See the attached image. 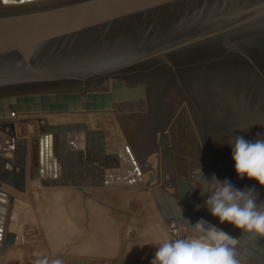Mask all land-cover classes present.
I'll use <instances>...</instances> for the list:
<instances>
[{
	"label": "water",
	"instance_id": "water-1",
	"mask_svg": "<svg viewBox=\"0 0 264 264\" xmlns=\"http://www.w3.org/2000/svg\"><path fill=\"white\" fill-rule=\"evenodd\" d=\"M51 1L56 3L40 6ZM59 2L8 0L5 3L0 0L4 7L22 8L0 11V116L10 117L12 110L26 113L111 109L113 101L121 99L122 94L127 99L134 98L131 89L126 87L127 77L153 72L162 65L176 68L184 64L186 57L193 59L198 54L229 49L231 43L264 35V0ZM36 3L37 7H34L32 4ZM95 82L105 86L110 82L109 89L88 92L86 101L83 99L85 94L78 91H61L65 87L68 90L74 87L86 89ZM9 122L1 119L0 131L4 130V125L9 126L6 124ZM29 122H38L40 134L37 139L45 150V156L40 157V174L53 175L54 148V161L60 168L61 178L86 194L89 189L144 187L142 170L129 146L109 154L104 130L92 129L85 122L49 123L45 117L9 123V146L17 142L22 147H18L19 153L10 157L0 152V181L19 191L26 190L25 164L29 143L26 138L18 137L17 125ZM81 139L85 140L87 149L94 146V154L100 161H114V166H123V169L100 171L101 181H96L97 177L91 174L76 180L77 174L67 169L66 159L75 155L74 150L68 149V144L77 148ZM12 158L17 161L18 170L6 166V163H13ZM1 166L6 170L3 171ZM106 166L110 168L113 164ZM113 172L115 175H109ZM150 179L155 180V176L151 174ZM42 183L61 184L57 179ZM177 184L178 198L159 186L148 188L159 207L161 220L176 239L181 229H193L187 221L195 225L203 218L238 240L235 252L242 264H264V237L244 233L228 222L221 224L205 203L211 193L202 194V190H208L196 181L179 177ZM19 203L33 213L31 205L0 188V223L4 222L2 215H6L5 221L12 224L7 234L0 236L3 240L0 253L25 242L27 229L20 221L19 211L14 208ZM67 264L93 263L91 259H71Z\"/></svg>",
	"mask_w": 264,
	"mask_h": 264
},
{
	"label": "rangeland",
	"instance_id": "rangeland-1",
	"mask_svg": "<svg viewBox=\"0 0 264 264\" xmlns=\"http://www.w3.org/2000/svg\"><path fill=\"white\" fill-rule=\"evenodd\" d=\"M63 1L66 0L59 3ZM54 3L45 2L40 6ZM6 10L0 6V11ZM230 48L198 54L193 59L186 57L184 64L176 68L162 65L153 72L123 78L134 98L127 99L122 94L121 99L113 101L111 109L26 113L12 110L10 117L3 115L0 120L11 122L45 117L56 123L85 122L89 127L108 128L111 149L118 152L120 147L129 146L142 170L144 181L142 189L136 186L117 189L113 199L115 203L111 202L113 207L110 208L117 209L123 218L131 217L139 221L143 211L154 218H162L149 189L159 186L166 191L169 190L167 186H173L175 189L171 190V194L179 196V177L196 181L206 190H210V186L202 175L209 181L213 175L221 181L231 180L240 190L254 187L259 194V203L264 201V186L247 177L243 180L238 177L228 142L233 141L235 136L249 141L264 138V35L231 43ZM133 82L141 83L137 86ZM109 83L108 87L95 82L86 89L74 87L68 90L65 87L61 91H78L85 94L83 99L86 101L88 92L109 89ZM9 123L6 124L10 126ZM26 124H34V130H37L38 122ZM2 135L0 132V152L3 156H13V149L9 146L11 141L8 136L4 140ZM151 174L155 180L150 179ZM43 185L50 186L42 184V188L37 189L38 192L33 195L36 202L44 200L42 189L47 191L48 188ZM20 199L33 208V213H30L20 203L14 206L15 210L16 207L24 210L20 221L24 222L27 230L25 242L19 245L27 246L29 256L22 263L0 261V264H39L43 261L52 264L57 259L67 264L71 258L53 255L46 231L38 219L36 205ZM126 232L129 231L125 229ZM199 234L193 229H181L179 238ZM113 260H92V263L125 264Z\"/></svg>",
	"mask_w": 264,
	"mask_h": 264
},
{
	"label": "crops",
	"instance_id": "crops-1",
	"mask_svg": "<svg viewBox=\"0 0 264 264\" xmlns=\"http://www.w3.org/2000/svg\"><path fill=\"white\" fill-rule=\"evenodd\" d=\"M20 125H17L18 137L26 138L29 143L25 164L27 173L26 190L24 192L19 191L3 181H0V188L36 205L38 219L42 224V228L46 231L45 234L48 236L53 255L66 256L71 259L100 261L102 259H114L125 264H151L158 243L165 239H175L167 224L161 218H154L152 215H148L147 211H143L140 220L137 221V219H132L130 216H128L130 218H123L117 209L110 208L111 204L115 203L113 199L118 192L117 189H89L88 194H86L81 189L65 183L66 181L61 178L60 168L57 167L54 161L56 155L54 148L53 175L47 177L46 172L45 174H40V157L45 156V150L44 148L42 149L37 139L40 134L39 124L36 125V131L34 130V124L22 123ZM90 128L104 130L107 153L114 154L117 152L112 150L109 144L111 132L108 128L103 126ZM8 130L9 126L4 125V130L0 131L4 134V140H7ZM80 143L83 144L80 145ZM78 144L79 147L77 148L68 144V149L74 150L75 155L66 159L67 169L75 171V174H77L76 180L79 181L84 174L86 176L91 174V176L97 177L96 181H101L99 179L101 177L100 171L123 169V166H114V161H100L94 154V146H91L92 149H87L85 140H79ZM18 147L20 148L22 145L17 142L13 143L11 149H13L14 154L15 152L19 153ZM66 153L68 152L66 151ZM12 162V164L6 163V166L13 171L18 170L17 161L12 158ZM107 163L113 164V166L109 168L106 166ZM43 168L45 171V164ZM1 169L4 171L6 167L1 166ZM34 174H40V176L33 177ZM109 175L115 174L113 172ZM103 176H107V174ZM48 179L53 181L57 179L61 184L53 186L43 185L48 188L47 191L42 189L44 200L36 202L34 196L38 192L37 189L42 188V181ZM29 196L33 197L30 198ZM17 211H19L20 215L24 214V210L21 208H18ZM2 216L4 222H6L0 223V227H2L0 236L3 237L9 231L10 224L8 220L5 221L6 215ZM125 229L129 232L124 233ZM107 232L110 233L107 234ZM1 247H3V240L0 239ZM27 256H29V251L26 245H15L10 247L5 253H0V261L22 263L28 259Z\"/></svg>",
	"mask_w": 264,
	"mask_h": 264
},
{
	"label": "clouds",
	"instance_id": "clouds-1",
	"mask_svg": "<svg viewBox=\"0 0 264 264\" xmlns=\"http://www.w3.org/2000/svg\"><path fill=\"white\" fill-rule=\"evenodd\" d=\"M228 144L238 177L241 180L247 177L264 186V138L249 141L235 136ZM202 178L210 186V190H202V194L211 193L206 206L221 224L228 222L244 233L264 237V201L258 203L259 194L254 187L240 190L228 179L221 181L215 175L211 181L203 175ZM187 222L200 234L160 241L151 264H242L235 252L236 238L203 218L195 225ZM52 264L62 261L57 259Z\"/></svg>",
	"mask_w": 264,
	"mask_h": 264
},
{
	"label": "bare ground",
	"instance_id": "bare-ground-1",
	"mask_svg": "<svg viewBox=\"0 0 264 264\" xmlns=\"http://www.w3.org/2000/svg\"><path fill=\"white\" fill-rule=\"evenodd\" d=\"M37 4H38V3H36V4H32V5H35L34 7H37ZM32 5H31V6H32ZM0 6H1V8L8 9V10H10V9H13V10L22 9L21 7H18V6H16V7H10V8H8V7H4V6H2L1 3H0ZM25 7H26V6H25ZM27 7H28V6H27ZM29 7H30V6H29ZM2 12H3V11H2ZM142 78H143V77H142ZM133 83H135V84L138 86V84L141 83V82H133ZM143 83H144V82H143ZM148 84H149V83H148ZM144 85H145V84H144ZM100 86H101V85H99V87H100ZM131 86H133V85H131ZM140 86H141V85H140ZM146 86H147V85H146ZM146 86H145V87H146ZM134 87H136V86H134ZM103 88H104V87H103ZM94 89H95V88H94ZM149 89H150V88H149ZM149 89H148V90H149ZM175 186H176V185H175ZM167 187H169V190L166 189V192H168L169 194H171V192L174 191V189H175V187H173V186H172V187L167 186ZM177 188H178V187H177ZM162 189H163V188H162ZM163 190H164V189H163ZM171 190H172V191H171ZM178 192H179V191H178ZM171 195H173V194H171ZM173 196H175V195H173ZM175 197L178 198L179 196H175ZM4 223H6V222H4ZM1 224H2V223H1ZM1 228H2V227H1Z\"/></svg>",
	"mask_w": 264,
	"mask_h": 264
},
{
	"label": "snow or ice",
	"instance_id": "snow-or-ice-1",
	"mask_svg": "<svg viewBox=\"0 0 264 264\" xmlns=\"http://www.w3.org/2000/svg\"><path fill=\"white\" fill-rule=\"evenodd\" d=\"M4 2H5V3H7V2H8V0H4Z\"/></svg>",
	"mask_w": 264,
	"mask_h": 264
}]
</instances>
